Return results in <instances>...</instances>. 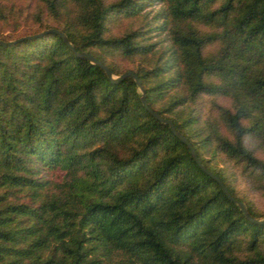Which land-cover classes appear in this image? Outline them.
Listing matches in <instances>:
<instances>
[{
    "label": "trees",
    "instance_id": "trees-1",
    "mask_svg": "<svg viewBox=\"0 0 264 264\" xmlns=\"http://www.w3.org/2000/svg\"><path fill=\"white\" fill-rule=\"evenodd\" d=\"M159 1L0 0V39L54 27L133 71L259 218L236 180L264 196V0ZM139 94L57 33L0 45V264H264V222Z\"/></svg>",
    "mask_w": 264,
    "mask_h": 264
},
{
    "label": "water",
    "instance_id": "water-1",
    "mask_svg": "<svg viewBox=\"0 0 264 264\" xmlns=\"http://www.w3.org/2000/svg\"><path fill=\"white\" fill-rule=\"evenodd\" d=\"M46 32H54V33H57L60 38L62 39V41L72 50V52L76 55V56H79V57H84L86 58L88 61L92 62V63H95L97 64L99 67H101L107 77V79L110 81V82H117L118 80H120L121 78H123L124 76H131L134 81L136 82V86H137V89L139 91V99H140V102L142 104V106L152 115L154 116L158 121L160 122H163V123H166L170 129V131L179 139L181 140L184 145L188 148L189 150V154L191 156V158L194 160V162L199 166V168L201 170H203L206 174H208L209 176H211L221 187L223 193L225 194V196L232 200L238 207V209L242 212V214L249 220L253 221V222H256V223H262L264 222V216L261 217V218H255V217H252L250 216L247 211H246V208H245V205L242 201L232 197L230 195V193L228 192V190L226 189V187L222 184V182L220 181V179L215 175L213 174L210 170L206 169L204 167V165H202L200 163V161L198 160L197 156H196V153L194 151V149L192 148V146L190 145L189 141L182 135V133L178 130H176L172 124V122L170 121V119L158 114L156 111L150 109L147 105V102L145 100V97H144V92H143V89L140 85V82L136 76V74L131 71V70H125V71H122L120 72L119 74H113L109 71V69L100 61L98 60L97 58H95L92 54H90L89 52L87 51H84V50H75L72 45L70 44V42L67 40V38L65 37V35L60 31L58 30L57 28H54V27H48V28H45V29H42L38 32H35V33H31V34H25V35H21V36H18L14 39H9V40H3V39H0V45H8V44H11L15 41H18L20 39H23V38H29V37H34V36H37V35H40V34H43V33H46Z\"/></svg>",
    "mask_w": 264,
    "mask_h": 264
},
{
    "label": "rangeland",
    "instance_id": "rangeland-1",
    "mask_svg": "<svg viewBox=\"0 0 264 264\" xmlns=\"http://www.w3.org/2000/svg\"><path fill=\"white\" fill-rule=\"evenodd\" d=\"M146 4L144 5V11H146L147 15L149 17H152L154 15V13H156L157 11H159L161 9V7L163 6V3L159 0H145ZM45 21L48 24H52V21L50 19L45 18ZM28 24H25V26H21L22 30L27 29L30 26H27ZM123 25V24H122ZM34 27V26H32ZM117 30V29H114ZM149 34H151V40H156L158 38H162L164 39V41L166 42V38L164 37L163 32H157L156 30H151L149 32ZM118 64L120 65L121 68H124L125 66H130V64H133L135 62H137L136 58L133 59H127V58H118L117 60ZM113 74H119V73H113ZM222 102V101H221ZM248 146H250L251 148H254V152L256 154L259 155V150L258 148H255L256 146L253 145V142L251 143V141L247 142ZM237 184L236 186L239 187L240 191L243 192L245 194V196L251 201V203L253 204L254 207H256V209H258L260 212L264 213V196L260 195L255 189H253L251 187L250 182H248L247 180H244L243 178H237L236 180ZM264 214L262 216H260L259 218L263 217Z\"/></svg>",
    "mask_w": 264,
    "mask_h": 264
}]
</instances>
